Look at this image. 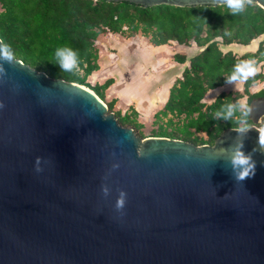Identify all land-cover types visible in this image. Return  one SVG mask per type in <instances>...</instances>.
I'll return each instance as SVG.
<instances>
[{
	"label": "water",
	"instance_id": "water-1",
	"mask_svg": "<svg viewBox=\"0 0 264 264\" xmlns=\"http://www.w3.org/2000/svg\"><path fill=\"white\" fill-rule=\"evenodd\" d=\"M255 4L264 9V0ZM15 60L0 82V264H264V155L236 183L218 151L233 127L212 144L141 137L86 86ZM249 103L255 124L264 99ZM256 138L251 130L246 152Z\"/></svg>",
	"mask_w": 264,
	"mask_h": 264
},
{
	"label": "trees",
	"instance_id": "trees-1",
	"mask_svg": "<svg viewBox=\"0 0 264 264\" xmlns=\"http://www.w3.org/2000/svg\"><path fill=\"white\" fill-rule=\"evenodd\" d=\"M104 32L132 37L138 33L152 45L175 41L196 43L201 49L187 59L180 75L169 87L163 106L153 114L152 123L158 130L151 136L179 138L194 144L211 143L221 131L234 124L213 119V112L225 101H235L238 90L218 93L210 103L202 101L209 89L225 84L224 77L242 60L255 65L264 60V37L256 49L241 55L223 51L220 44H248L264 35V9L254 4L239 15H231L226 7L216 5L176 6L156 4L141 6L129 1L106 0H0V39L11 46L15 58L52 78H61L88 86L86 78L98 69L95 39ZM228 33L227 35L225 33ZM69 46L79 52L83 75L62 73L54 64L58 47ZM173 59L184 63L183 54ZM258 72L243 82L247 101L256 93H248L251 83L262 79ZM113 82L112 77L90 87L103 100V91ZM264 92V90H261ZM112 102L107 110H112ZM117 122L130 127L143 137L132 107L121 113L115 110ZM205 133L206 138L198 135Z\"/></svg>",
	"mask_w": 264,
	"mask_h": 264
},
{
	"label": "crops",
	"instance_id": "crops-1",
	"mask_svg": "<svg viewBox=\"0 0 264 264\" xmlns=\"http://www.w3.org/2000/svg\"><path fill=\"white\" fill-rule=\"evenodd\" d=\"M116 35L119 37L117 33L104 32L99 34L95 39V47L98 50V69L92 71V73L87 76L86 81L92 83L93 86L102 83L108 77H112L113 82L103 91V100L107 103L112 102L113 110H119L121 113L126 111L129 107H132L137 112V120L139 122L143 125L152 123L154 119L153 114L163 106L168 97L170 85L174 79L180 75L183 66L187 64V59L197 53L201 47L197 46L193 41L189 42V44H191L190 46H188V44H178L175 41H170L172 46L169 42L158 45L157 47L161 52L156 54L155 57L151 56L154 64L160 65L171 56L174 65H178L175 67H179L177 72L171 73L173 76L172 79L169 75L163 78V73L159 72L153 74L146 68L147 59L145 50L147 49H141L143 44L139 38H137L139 40H137L135 44L132 43V41L130 42L132 45L137 46L138 60L130 59V50L123 49L122 53L121 51H108L109 47H120L122 45V41H120ZM104 37L106 38L104 39ZM262 37H264V35L259 38ZM251 41L245 45L235 42L220 44V48L223 51L231 50L234 54L241 55L256 49V46L252 47ZM184 46L189 47L190 50H183L181 47ZM177 47L180 48L178 49ZM153 51L154 50H152V52ZM139 53L142 55L140 56ZM174 53L183 54L186 61L184 63L175 61L173 59ZM101 59L102 61H100ZM237 85L238 86L233 87L223 84L216 88L209 89L202 98V101L210 103L215 96L222 91H239L243 89V82ZM210 91H214L212 92L213 97L206 99V95Z\"/></svg>",
	"mask_w": 264,
	"mask_h": 264
},
{
	"label": "clouds",
	"instance_id": "clouds-1",
	"mask_svg": "<svg viewBox=\"0 0 264 264\" xmlns=\"http://www.w3.org/2000/svg\"><path fill=\"white\" fill-rule=\"evenodd\" d=\"M219 5L226 7L231 15H239L248 7L253 6L256 0H215ZM228 34L227 32L225 33ZM16 62L15 53L10 45L0 40V82L8 76L5 64L12 65ZM54 64L58 65L62 73L80 77L83 75L81 68V57L79 52L69 46L58 47L54 52ZM259 69L251 60L237 62L231 72L224 77L226 85L235 87L240 82H246L257 75ZM70 95L75 93L68 89ZM4 104L0 101V109ZM213 119L223 120L235 125L231 130L236 133L228 147L220 148L219 154L226 158L230 169V174L236 183H243L246 179L252 178L256 171V161L253 159L255 153L264 155V126L254 127L250 121L255 116L254 107L244 98L235 101H225L218 109L213 112ZM251 130L257 132L256 143L251 152H246L245 140ZM187 156V153H186ZM41 158H36V170L39 172ZM264 166V161L260 162ZM119 163H113L112 169L119 168ZM104 197L110 193L109 187L104 184L101 186ZM127 193L121 189L115 202V209L122 213L126 204Z\"/></svg>",
	"mask_w": 264,
	"mask_h": 264
},
{
	"label": "rangeland",
	"instance_id": "rangeland-1",
	"mask_svg": "<svg viewBox=\"0 0 264 264\" xmlns=\"http://www.w3.org/2000/svg\"><path fill=\"white\" fill-rule=\"evenodd\" d=\"M119 37L118 39L120 41H122V45L119 47V46H114V47H109L108 48V51H114V52H118V51H121V53L123 52V49L125 50H130V59H134V60H138V52H137V46L135 45H132L130 42L132 41V43L135 44V42L137 40H141L142 41V46H141V49H147L145 50V56H146V68L150 71V73H153V74H157L159 72L163 73V78L167 77L169 75V77H171L172 79V74L171 73H174V72H177L179 70V67H175V66H178V65H174V63L172 62V57L169 56L170 58L165 60L162 64H154V61H153V58L151 56H156V54H159L161 52V50L157 47L158 45H152L148 42V38L147 37H144L142 36L140 33L132 36V37H124V36H121L120 34H118ZM106 37H104L105 39ZM139 38V39H137ZM100 39H103V38H100ZM254 42L251 43L252 44V47L256 46L259 44L260 42V38H254ZM263 42V46H264V40L262 41ZM169 44L172 46V43L169 42ZM191 44H188V46H190ZM176 46V45H175ZM157 48V49H156ZM178 49L180 47H177ZM183 50H190L189 47H181ZM152 50H154L152 52ZM189 52V51H188ZM103 54V53H102ZM139 55L141 56L142 54L139 53ZM102 61V59L100 60ZM256 67L259 69L258 72H262L264 74V60L263 61H260L256 64ZM88 86H86L87 88L90 89V87L92 86V83H88ZM238 86V85H236ZM260 87H264V77L262 79H257L255 81H253L251 83V85L249 86L248 88V93H252L253 91H255L256 89L260 88ZM91 91H93L92 89H90ZM94 92V91H93ZM214 92V91H212ZM212 92L210 93L209 96L206 97V99H209L210 97H213V94ZM239 92H241V96L238 98H244L246 99V96H247V93H244L243 92V89L239 90ZM95 93V92H94ZM102 100V99H101ZM106 105H107V102L102 100ZM110 112H114L113 108ZM158 130V127L157 125L153 124V123H146L143 125L142 128H140V132L142 133L143 137L144 136H151L152 134H154L156 131ZM138 135V134H137ZM198 135L206 138V135L205 133L201 132V133H198Z\"/></svg>",
	"mask_w": 264,
	"mask_h": 264
},
{
	"label": "flooded vegetation",
	"instance_id": "flooded-vegetation-1",
	"mask_svg": "<svg viewBox=\"0 0 264 264\" xmlns=\"http://www.w3.org/2000/svg\"><path fill=\"white\" fill-rule=\"evenodd\" d=\"M261 90H264V87H260V88H258V89H256L255 91H253L252 93H256L254 96H252L249 100H248V102H250L252 99H264V92H262ZM247 98H248V96H246V100H247ZM250 123L254 126V127H261V126H264V115H261V116H259L258 117V119H257V123H252V121H250ZM234 128V127H233ZM224 130V129H223ZM222 130V131H223ZM221 131V132H222ZM217 137V136H216ZM215 137V138H216ZM214 138V139H215ZM214 141V140H213ZM213 141L211 142V143H209V144H212L213 143Z\"/></svg>",
	"mask_w": 264,
	"mask_h": 264
},
{
	"label": "bare ground",
	"instance_id": "bare-ground-1",
	"mask_svg": "<svg viewBox=\"0 0 264 264\" xmlns=\"http://www.w3.org/2000/svg\"><path fill=\"white\" fill-rule=\"evenodd\" d=\"M254 41H255V40L253 39V40L251 41V43H253ZM211 92H212V91H210V92L206 95V97L209 96Z\"/></svg>",
	"mask_w": 264,
	"mask_h": 264
}]
</instances>
